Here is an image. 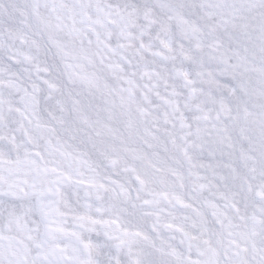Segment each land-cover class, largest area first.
Wrapping results in <instances>:
<instances>
[{
    "label": "snow or ice",
    "instance_id": "snow-or-ice-1",
    "mask_svg": "<svg viewBox=\"0 0 264 264\" xmlns=\"http://www.w3.org/2000/svg\"><path fill=\"white\" fill-rule=\"evenodd\" d=\"M0 264H264V0H0Z\"/></svg>",
    "mask_w": 264,
    "mask_h": 264
}]
</instances>
